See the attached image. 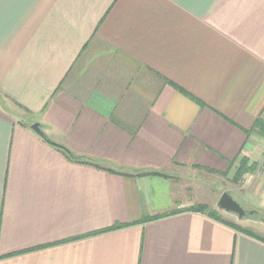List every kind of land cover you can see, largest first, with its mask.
<instances>
[{
    "label": "crops",
    "instance_id": "crops-1",
    "mask_svg": "<svg viewBox=\"0 0 264 264\" xmlns=\"http://www.w3.org/2000/svg\"><path fill=\"white\" fill-rule=\"evenodd\" d=\"M244 156L264 0H0V264H264L218 208Z\"/></svg>",
    "mask_w": 264,
    "mask_h": 264
},
{
    "label": "rangeland",
    "instance_id": "rangeland-1",
    "mask_svg": "<svg viewBox=\"0 0 264 264\" xmlns=\"http://www.w3.org/2000/svg\"><path fill=\"white\" fill-rule=\"evenodd\" d=\"M251 162V161H250ZM254 163V162H251ZM262 163V162H261ZM260 164V163H259ZM239 165V164H238ZM237 165V166H238ZM258 165V164H257ZM238 169V167H237ZM236 169V171H237ZM256 170V169H255ZM254 171L246 172L244 173L239 179L236 180V171L235 173L231 174L230 176H226L224 179L223 184H218L219 186L218 192H229L235 200L241 203V205L247 210V211H258L256 214L253 215H247L241 219L234 214L231 216L225 215V217L229 220L226 221L227 223L231 224H237L241 227L250 229L252 232L257 233L256 231H264V179L261 176H256L257 174ZM251 174L255 175L252 180H249V177ZM256 188L258 194H257V201L258 203L256 206H252L249 203H246L241 196V193H246L249 190H252ZM261 191L262 194H261ZM223 192V193H224ZM256 192V193H257ZM260 192V193H259ZM216 212V211H215ZM218 217L223 218L224 215H220ZM228 216V217H227ZM224 220V219H222Z\"/></svg>",
    "mask_w": 264,
    "mask_h": 264
},
{
    "label": "trees",
    "instance_id": "trees-1",
    "mask_svg": "<svg viewBox=\"0 0 264 264\" xmlns=\"http://www.w3.org/2000/svg\"><path fill=\"white\" fill-rule=\"evenodd\" d=\"M54 146L57 147V149L62 151L69 159H71L73 161L81 162V163H88V164L96 165L98 167L103 166L100 162H97L93 158H90V157H87V156H80V155L75 154L68 147H66V146H64L62 144H57V145H54ZM238 164H239L238 165V169H237L236 175H235L236 176L235 177L236 180L239 179L244 173L250 172V171H254L256 169V167H257L256 163H251L249 158H247L245 156L242 157L239 160ZM108 169L111 170V171H115V168H112V167H109ZM157 173H159V172H150L148 174H157ZM194 209L201 210V211H208V207L205 206V205L196 206V207H194ZM210 213H212L214 216L218 217L217 212H212L211 211ZM228 224L232 225L236 229L241 230L242 232H244V233H246L248 235H251V236H254L256 238L264 240V237H261L257 233L252 232L250 229L241 227V226H239L237 224L236 225L235 224H231V223H228Z\"/></svg>",
    "mask_w": 264,
    "mask_h": 264
},
{
    "label": "water",
    "instance_id": "water-1",
    "mask_svg": "<svg viewBox=\"0 0 264 264\" xmlns=\"http://www.w3.org/2000/svg\"><path fill=\"white\" fill-rule=\"evenodd\" d=\"M31 128L40 136H42L47 142H49L52 145H57L56 142H54L42 129L39 123H33L31 125ZM218 208L220 210L236 214L239 219L247 216V215H253L256 214L258 211L252 210L247 211L240 202L234 199V197L229 192H224L219 201H218Z\"/></svg>",
    "mask_w": 264,
    "mask_h": 264
},
{
    "label": "built area",
    "instance_id": "built-area-1",
    "mask_svg": "<svg viewBox=\"0 0 264 264\" xmlns=\"http://www.w3.org/2000/svg\"><path fill=\"white\" fill-rule=\"evenodd\" d=\"M255 173L257 174L256 176H261L264 179V161L257 165ZM253 177H255V175L251 174L249 180H252Z\"/></svg>",
    "mask_w": 264,
    "mask_h": 264
}]
</instances>
